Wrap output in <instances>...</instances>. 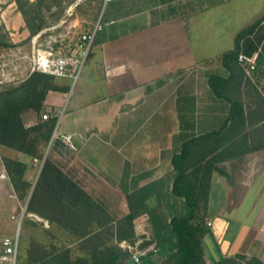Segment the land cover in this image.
Listing matches in <instances>:
<instances>
[{
    "label": "crops",
    "instance_id": "obj_1",
    "mask_svg": "<svg viewBox=\"0 0 264 264\" xmlns=\"http://www.w3.org/2000/svg\"><path fill=\"white\" fill-rule=\"evenodd\" d=\"M171 14L160 15L158 24L152 18L100 39L91 54L99 59L76 88L57 77L71 93L62 119L55 111L69 91H51L46 100L58 117L56 129H61L54 152L59 158L58 153L68 152L70 163L83 166L85 177L93 180L84 189L99 200L97 196L127 195L167 178L171 191L174 155L186 141L198 138V153L211 149L207 159L228 173L216 169L211 175V232L203 240L207 262L240 252L264 262V0H185ZM0 25L15 44L4 47L1 56L8 55L9 63L19 67L20 79L29 77L28 58L40 33L32 34L16 0H0ZM252 26L239 43V55L255 56L256 68L249 70L239 56L224 63V54L237 46V36ZM212 75L222 77L217 90L228 99L212 88ZM36 115H24L27 126L38 123ZM3 167L0 177L6 178ZM233 195L242 196L239 202L248 219L225 251L217 237L230 224L226 216L218 217L237 205ZM56 214L53 205L33 213L49 226Z\"/></svg>",
    "mask_w": 264,
    "mask_h": 264
},
{
    "label": "rangeland",
    "instance_id": "obj_2",
    "mask_svg": "<svg viewBox=\"0 0 264 264\" xmlns=\"http://www.w3.org/2000/svg\"><path fill=\"white\" fill-rule=\"evenodd\" d=\"M184 1L116 0L106 4L104 0H48L43 7L41 22L43 29L39 32L37 46L54 52L56 56L76 55L80 58L87 48V44L82 42V36L91 32L95 34L91 53L86 58L78 77H58L68 82L72 90L82 81L86 71H91L96 65L99 57L91 54L95 43L100 39L111 36L123 27L129 31L142 26L152 18H157V12L159 16H170L174 11L181 10ZM112 20L114 24L111 23ZM100 25H102L101 29ZM128 38H130L129 41L133 39L131 36ZM3 52L5 51L1 47L0 89L8 82L18 84L28 78L24 76L18 81H7L10 76L16 75L17 70L14 67L15 63L10 64L7 60L8 55L1 56ZM30 56L28 62H30ZM5 79L7 80L4 81ZM70 93L69 91L59 109L55 111L59 114V119L63 118L69 108ZM55 113L52 109L45 107L36 115L37 126L41 128L33 132L32 142L39 146L36 151L39 159L30 158L11 148L0 147V175L4 169V155L27 160L31 166L27 177L29 186L19 183L23 196H20V192L14 189L9 176L0 177V253L3 249L2 241L9 237L19 241L17 264H48V260L40 261L41 257L63 248L70 249L73 259L101 258L106 248L112 245L128 253L122 258L121 264H129L133 255L142 258L140 264H166L174 250L176 239L173 234L162 227L170 221L174 208L181 209L184 202L183 199L173 198L169 178L156 181L158 182L156 187L154 183L148 185V188L143 189L142 187V194L131 198L129 194L108 193L97 196L100 199L96 200L88 194L92 198L90 204L88 206L77 205L72 196L63 197L62 193L66 191L60 188V183L55 179L56 171H60L83 189L92 186L93 180L85 177L83 166L80 163H70L72 156L68 152L58 153L61 155L60 158L55 154L53 142L58 140V132L61 129L59 127L56 130L58 122L52 129L54 121L45 123L43 117L44 114L50 117ZM50 130L52 135L47 140L46 136ZM47 159L52 165L41 177ZM75 171L78 172V177L74 176ZM36 188L37 196L33 207L37 210L38 207L44 209L45 207L51 208L53 205L57 211L56 221H50L52 223L50 226L37 219L32 212H27V209L25 211L28 199L31 196L29 205ZM241 197L233 195L232 198L237 199V205H230L221 217H218V220H222L223 216H226L227 225L230 224L226 228H221V236L217 237L225 251L233 245L238 232L243 229L242 224L248 219L244 204L239 202ZM65 201L68 205L67 209L63 207ZM65 210L69 211L68 214H65ZM132 213L135 214L133 221L129 218ZM213 217L217 220V216ZM111 220L113 223H109ZM96 221L97 225H95ZM83 232L91 235L79 241ZM208 242V240L205 242L207 248H209ZM218 248L220 251L221 247ZM235 254L238 253L233 255ZM247 256L249 259L252 255ZM248 259H240L239 264H249Z\"/></svg>",
    "mask_w": 264,
    "mask_h": 264
},
{
    "label": "trees",
    "instance_id": "obj_3",
    "mask_svg": "<svg viewBox=\"0 0 264 264\" xmlns=\"http://www.w3.org/2000/svg\"><path fill=\"white\" fill-rule=\"evenodd\" d=\"M16 1L32 34L36 35L43 29L41 23L43 7L48 0H38L35 3L30 0ZM156 15L157 18L152 19L153 25L160 22L159 12ZM254 27L247 28L237 36V46L234 50L224 54V63L228 64L229 61L237 60L241 39L252 32ZM11 46H15V44L8 42L7 35L3 32V26L0 25V48ZM90 53L91 48L89 55ZM56 79L53 74L34 71L24 81L18 84L8 82L0 89V147L17 150L30 158H40L36 152L39 146L33 144L32 134L41 126H37V124L27 126L24 115L30 111L40 113L46 107V100L51 91H69V87L58 84ZM219 80H222L221 76L212 75L210 84L220 97H226L217 90L216 84ZM232 103L235 108L237 104L235 102ZM50 121H54L53 129L56 126V122H58V117L50 116L48 119H44L45 123ZM51 135L50 130L46 139L48 140ZM198 142V138L186 141L181 152L175 154L172 160L175 173L171 194L175 200L183 199L184 202L181 209L174 208L170 221L162 227L173 234L176 239L174 250L166 264H239L240 259H248L246 254L238 253L211 263H208L205 258L203 240L211 232V227L207 221L211 175L216 169L224 175L228 176V173L223 168H215L213 158L207 159L212 152L211 149L202 150V153H198ZM3 162L14 189L20 192V196H23L19 183L29 186L26 177L31 167L29 162L7 155L3 156ZM50 165L52 164L47 159L41 177L45 175ZM55 179L60 183V188L66 191L62 193L63 197L72 196L77 205L88 206L90 204L92 198L76 182L64 176L60 171H56ZM161 182L163 183V181ZM157 184L158 182H154L153 185L156 187ZM148 187L145 186L143 189ZM143 189L130 193L129 197L142 194ZM36 196L37 188L27 207V212L36 213V208L33 207ZM63 205L64 208H68L66 201ZM65 211V214H68L69 211ZM129 218L133 221L135 214H130ZM109 223H113L112 220ZM89 235L91 234L83 232L80 236L86 238ZM125 255H128V253L112 245L106 248L101 258L80 257L73 259L70 249L63 248L49 255H43L40 261L48 260V264H121ZM141 260L142 258H140ZM248 260L249 264H264L256 255H252Z\"/></svg>",
    "mask_w": 264,
    "mask_h": 264
},
{
    "label": "built area",
    "instance_id": "obj_4",
    "mask_svg": "<svg viewBox=\"0 0 264 264\" xmlns=\"http://www.w3.org/2000/svg\"><path fill=\"white\" fill-rule=\"evenodd\" d=\"M116 0H104L107 4ZM114 23V21H112ZM102 25H100V29ZM98 31V29H96ZM95 34L93 32L84 34L82 36V42L87 44L86 50L81 54L80 58L78 56H68V55H55L52 51H47L41 49L34 45L32 54L30 56L31 71H42L55 75L56 77H73L77 78L79 71L83 67L86 58L89 56V51L94 41ZM240 62L249 65V70L256 68V57H249L244 54L239 55ZM17 70L19 67L14 66ZM11 77V78H10ZM9 80L4 81H18L20 78L17 75L10 76ZM44 119H48L49 115L44 114ZM64 140L71 143L70 136H63ZM72 147L73 144L71 143ZM6 177V174L2 175ZM209 225L211 223L209 222ZM3 249L0 253V264H17L18 253H19V241L15 238H5L2 241Z\"/></svg>",
    "mask_w": 264,
    "mask_h": 264
},
{
    "label": "water",
    "instance_id": "obj_5",
    "mask_svg": "<svg viewBox=\"0 0 264 264\" xmlns=\"http://www.w3.org/2000/svg\"><path fill=\"white\" fill-rule=\"evenodd\" d=\"M56 130H57V129H56ZM56 132H57V131H56ZM56 132H55V135H56ZM55 135H54V136H55ZM30 197H31V196H30ZM30 197H29V199H30ZM29 199H28V202H29ZM28 202H27V204H26L25 211H26V209H27ZM129 264H140V257H139L138 255H133L132 258H131V260H130V262H129Z\"/></svg>",
    "mask_w": 264,
    "mask_h": 264
}]
</instances>
